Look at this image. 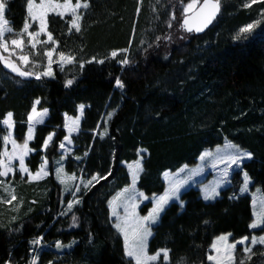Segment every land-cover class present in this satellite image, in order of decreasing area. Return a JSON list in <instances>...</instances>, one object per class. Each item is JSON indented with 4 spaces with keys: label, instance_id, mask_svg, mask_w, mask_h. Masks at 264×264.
Instances as JSON below:
<instances>
[{
    "label": "trees",
    "instance_id": "16d2710c",
    "mask_svg": "<svg viewBox=\"0 0 264 264\" xmlns=\"http://www.w3.org/2000/svg\"><path fill=\"white\" fill-rule=\"evenodd\" d=\"M245 1L221 0L219 23L217 19L201 32H188L182 27L186 0H88L79 33L71 30L69 35L71 17H49L48 29L59 51L76 58L67 71L56 70L53 79L37 81L17 76L0 62V137L7 133L2 121L11 112L15 139L22 145L28 116L39 99V108L50 114L31 144L36 153L28 163L36 171L43 157L52 162L59 155L65 114L76 115L83 104L82 129L73 139L74 156L81 161L69 159L68 172L84 181L107 177L81 192L80 205L66 215L61 212L73 194H64L53 171L42 182L45 197H37L39 203L22 220L12 224L0 212V264H27L35 253L38 264L53 261L52 253L33 244L40 237L44 246L74 242L64 264H128L110 220L109 201L130 185L123 164L137 161L141 149L146 154L138 185L149 197L164 192V172L196 165L205 150L225 140L252 154L243 170L252 189L260 187L264 195V31L254 39L234 40L261 6L246 9ZM7 4L6 19L19 32L28 19L27 0ZM112 51L119 53L115 59ZM93 57L105 63H88ZM125 57L130 63L121 65ZM117 78L124 89L115 86ZM68 79L74 81L71 87L65 86ZM51 133L55 137L45 152ZM242 182L237 172L233 186L214 203H205L198 190L185 192L183 208L172 204L154 229L150 254L166 248L169 264H211L208 256L217 237L231 234L237 241L250 236L252 200L239 196ZM149 208L150 203L142 213ZM73 214L78 226L72 223ZM245 264H264V248L256 247Z\"/></svg>",
    "mask_w": 264,
    "mask_h": 264
},
{
    "label": "snow or ice",
    "instance_id": "6c2138e0",
    "mask_svg": "<svg viewBox=\"0 0 264 264\" xmlns=\"http://www.w3.org/2000/svg\"><path fill=\"white\" fill-rule=\"evenodd\" d=\"M257 3H264V0H250L249 3L245 4V8H251ZM7 0H0V62L3 65L10 69L12 73H15L20 77H34L35 80L39 81L43 77H53V64L54 62L59 63L61 67L65 64H72L75 62V56L66 55L65 52L60 51L57 53V48L59 47V42L54 39L53 34L48 30V16L49 14H54L61 18L70 16L71 19L68 21L70 23L69 35L71 30L74 29L77 33L81 31V21L83 16L80 14L81 9H88L89 2L88 0H76L73 3V0H39V3L36 0H27V17L25 23L22 26V29L19 33H15L13 27L9 25V21L6 19V10H7ZM185 19L183 20L182 27L188 31L196 32L203 31L216 17L220 11L219 0H191V3L187 4L185 8ZM191 13V15H188ZM175 17L173 16V19ZM38 22V28L35 31H30L32 24L29 22ZM257 23H250L239 30V33L234 37L235 40H240L244 34H250L253 32L254 28L257 26ZM171 27V25H169ZM6 34H14L13 38L10 40L6 39ZM27 37V40L30 44L31 49H36L37 45L40 43L51 44L53 47L47 48L44 51L43 55L47 58V63L45 70L40 72H35L32 70H26L27 65L30 63L28 55H19L18 59L23 63L25 67H21L18 63L10 59L12 55H15L14 49H20L23 51L25 44L24 37ZM46 36V41H41L39 38L41 36ZM171 37H169L170 39ZM247 39V36H244ZM11 45V47H10ZM127 52V49L123 50ZM4 52L9 53V56L6 57L3 55ZM54 55L58 56V60L54 61ZM111 58L115 59L119 53L117 51L111 52ZM99 63L103 65L105 59L97 60L95 57L92 60H89L88 63ZM119 63L121 65H128L130 63L129 59L122 58ZM37 65H33L36 67ZM83 64H80L79 67L83 68ZM72 79L66 81L65 86L71 87L73 84ZM115 86L118 89H124L125 84L120 78L115 80ZM40 100L37 99L34 102V106L31 109V113L28 116V132L27 139L21 145L18 144L16 139L13 137V130L15 127V122L13 119V113H7L6 118L2 121V124L8 130L7 134L0 137L3 144V151L0 152V177L5 178L0 180V188L3 192L7 193V196L10 198L8 200L0 199V203H11L12 201L17 200L15 195V189L11 185L7 184L5 181L7 177L11 174L15 176L17 168L14 166V162L18 161L19 166L18 170L22 175H27L29 182L40 181L46 178L49 175L48 171V161L47 158H44L43 162L39 166V170L33 172L29 169L25 163V158L29 153L33 152L34 149L29 147L28 141L33 139L34 127L35 124H42L44 118L48 115V109L45 108L43 111L38 112L35 105H39ZM84 105L79 106L81 115H83ZM112 118V114L108 115V119ZM68 122L65 127L68 131V136L65 137L67 144H72L71 134L73 132L79 131L80 121L79 119L67 118ZM107 130L105 129V134ZM55 133L48 135L47 139L44 141L43 148L46 150L49 146V143L53 140ZM11 144V152L8 151V145ZM60 149L64 150L62 152V158L64 154L69 151L65 149V143H60ZM140 151H146L141 149ZM87 152H85V156ZM80 159V157H75ZM202 166L204 163L211 162L213 168L222 166L221 170L218 173V178L213 181L211 184L206 185L202 189L203 199L205 201L214 200L220 194V189L225 184L230 183L229 175L230 171L233 169V166L236 168L242 167V162L245 159H252V154L245 150H242L239 146L234 144H229L226 151L221 152L219 149L215 153L204 152L200 157ZM56 167V180L60 184L65 185L66 191L73 192V199L67 204V212H71L74 205L79 204L80 200L75 197V193H79L81 188L76 186L74 189L68 188V181H75L77 177L73 174L68 177L64 173V168L57 161ZM202 166L195 169H185L182 172H186L185 175L177 173L175 176H170L169 173L165 172L164 177L167 181L168 187L162 196L153 197V206L147 215H140L137 209L139 208L138 198H143L144 200L149 199L145 196L144 193L138 192L136 190V182L139 178V174L143 171V165L137 161L135 167L130 166L132 184L130 187H126L122 192L117 193L111 201H109V208L111 209V218L113 219V227L116 231L123 237V246L124 254L128 258V264H161V256H163V264H169L170 262V250L169 249H160L157 250L154 254H149L148 251V241L149 238L153 235L152 226L157 225L161 219V214L165 212L167 206L172 201L179 202L181 208H183V203L180 199L181 190L189 185L190 182H194L195 177L201 174ZM63 174V175H62ZM110 175V173H109ZM107 177H99V175H94L88 181H84L81 177L80 183L87 189L89 186H93V181L99 182V179H106ZM243 183L239 189L240 193H246L249 190V184L251 183V178L248 173L243 172ZM233 199L238 198L236 195L232 197ZM35 201H33L34 203ZM253 207H257V200L253 199ZM122 210V211H121ZM67 212H61V215H66ZM255 221L250 224L251 229H261L264 231V196H261L259 199L258 210L254 212ZM72 223L74 226L77 225L78 218L73 214ZM207 223V221H205ZM228 235H222L217 238V240L212 244V251L215 252V255H209L208 260L213 261L214 264H236L235 250L237 244L247 245L249 242V237L245 236L238 241L229 243ZM42 237L33 241V244H40L42 242ZM251 246L255 247L256 245L264 246V235H253L251 237ZM57 249H61V243L57 242L55 245ZM70 247V246H69ZM252 247L245 246L243 248L244 253H251ZM39 255H35L32 259L31 264H38ZM243 264V261L240 262Z\"/></svg>",
    "mask_w": 264,
    "mask_h": 264
},
{
    "label": "rangeland",
    "instance_id": "374dc122",
    "mask_svg": "<svg viewBox=\"0 0 264 264\" xmlns=\"http://www.w3.org/2000/svg\"><path fill=\"white\" fill-rule=\"evenodd\" d=\"M8 1V0H7ZM179 1H183V0H179ZM37 3H39V0H36ZM62 2V0H61ZM76 0H73V3H75ZM250 0H247L245 1V4L249 3ZM188 3H191V0H186V4L184 5V10L185 8L187 7V4ZM201 3H202V0H201ZM219 3H221V0H219ZM244 4V5H245ZM258 5H261L257 8V16L255 18V20L252 22V23H256V22H259L257 23V26L254 28L253 32L250 33V34H244V36H247V39L244 38V36L241 37L240 40L238 41H247V40H250V39H254L256 37H258L263 31H264V3H257ZM244 5L242 7H244ZM245 8V7H244ZM246 9H251V8H246ZM87 10V9H86ZM85 9H81L80 10V14L83 16L84 12L86 11ZM184 14H185V11H184ZM6 15V14H5ZM188 15H191V13H189ZM50 16H56L54 14H49L47 20H48V27H49V17ZM67 17H70V16H67ZM83 21V19H82ZM82 21H81V26H82ZM29 22L32 24L31 28H30V31H35L37 30L38 28V22H31V20L29 19ZM219 19L216 23H219ZM10 25V24H9ZM49 30V29H48ZM74 30V29H72ZM240 30V29H239ZM239 30L236 32L235 36L239 33ZM15 33H19V32H15ZM14 34H6V39L9 40V44H10V40L11 38H13ZM234 36V37H235ZM41 41H46L47 40V37L46 36H41L39 38ZM24 40H25V44H24V47H23V51L21 52L20 49H14L13 51L15 52V55H12L10 57V59H12L13 61H15L16 63H18L21 67H25L23 65V63L18 59V56L23 54V55H28L29 56V59H30V63L27 65L26 67V70H32V71H35V72H40L42 70H45V67H46V63H47V58L43 55L44 51L47 50V48H50V47H53V45L51 44H43V43H40L37 45V48L36 49H31L30 47V44L27 40V37L25 35L24 37ZM235 40V39H234ZM237 41V40H235ZM11 47V45H10ZM60 52L59 51V47L57 48V53ZM4 56L8 57L9 56V53L7 52H4L3 53ZM66 55H69V54H66ZM58 60V56L57 55H54V61H57ZM75 64V62H73L72 64H65L63 65V67H61V65L59 63H56L54 62L53 64V72H54V76L53 77H43L42 79H46V80H49V79H53L55 77V71L56 70H59L61 72H65L67 71L70 67H72L73 65ZM33 65H37L36 67H33ZM40 105V104H39ZM39 105H35L37 107V111L38 112H41L43 111V109H40L39 108ZM80 106V105H79ZM79 106L77 108V114L74 115V116H71V115H68V114H65V123H64V131H65V135L68 136V131H67V128L65 127L66 123L68 122V119L67 118H72V119H79L80 121V125H79V131L78 132H73L71 134V139H72V144L69 145L67 144L65 138L63 140V143H65V149H68L69 151H67L65 154H64V158H62V152H64V150L60 149L59 147V155L56 156L52 162H50L48 159V171H49V175L40 180V181H33V182H29V178L27 175H22L19 170H18V166H19V162L18 161H15L14 162V166L17 168V171H16V174L15 176H12L11 174L9 175V177H7L6 179V183L11 185L12 188L15 189V195L17 196V200L16 201H12L10 204L9 203H0V212L1 213H4L5 215H8L10 216L12 219L10 220H13L12 221V224L13 223H17L18 221H20L21 218H23L25 215L29 214L31 212V210L34 208V206L36 204L39 203L38 201V198L39 199H43L47 193L46 191V188L43 187V184L42 182L45 181L50 175H51V171H53V175L56 176V167L58 166L57 165V161L60 162V164L63 166L64 168V173L67 174L68 177L72 176L73 173H69L68 172V168H67V161L69 159H74L76 163H79L81 161V158L80 159H76L75 156H74V150L76 149L75 145H74V137L77 136L80 132H81V129H82V123H83V120H84V116H85V111H86V106L84 107V111H83V115H81L80 113V110H79ZM31 113V112H30ZM49 111H48V115L47 117L44 118V122L42 124H44L48 118H49ZM30 115V114H29ZM42 124H35V127H34V133H33V139L28 141L29 143V147L31 148V144L33 143L34 139H35V135H36V131H37V127L39 125H42ZM4 126V125H3ZM5 127V126H4ZM28 127H29V122H28ZM6 128V127H5ZM7 130V129H6ZM8 132V130H7ZM28 132V130H27ZM7 134V133H6ZM65 136V137H66ZM13 137L15 138V127H14V130H13ZM55 137V135H54ZM53 137V139H54ZM26 139H27V134H26ZM53 141V140H52ZM52 141L49 143V146L51 145ZM18 143V142H17ZM19 144V143H18ZM229 144H234V145H237L229 140H225L224 143L214 149H211V150H205L204 152H211V153H215L217 151V149H219L221 152L223 151H226L227 150V147ZM48 146V147H49ZM239 146V145H237ZM8 151L11 152V144H9L8 146ZM240 147V146H239ZM241 148V147H240ZM242 150H244L243 148H241ZM47 150V149H46ZM46 150L43 148V151L46 152ZM247 151V150H245ZM203 152V153H204ZM249 152V151H247ZM36 152L33 151L31 153H29V155L25 158V163L27 165V167L29 169L32 170V168L30 167L29 165V160L31 159L32 155H34ZM202 153V154H203ZM146 154V151H139V158L137 161H139L142 165L144 163V156ZM201 154V155H202ZM44 158L46 157H43L42 158V161L41 163L43 162ZM251 160V159H250ZM249 159H245L243 162H242V167L241 168H236L235 166H233V169L230 171V175H229V180H230V183L228 184H225L224 186L221 187V189L219 190L220 191V194L219 196H217L214 200H209V201H205L203 199V193H202V189L204 186L206 185H209L211 184L213 181H215L217 178H218V173L219 171L221 170L222 166H218L217 168H213L212 167V164L211 162H207V163H204L203 166H202V162L200 161V159L198 158V161H197V164L196 165H193V166H189V165H184L182 166L179 170L175 171V172H171V171H166L167 173L170 174V176H175L177 173H180L181 175H185L186 172H182L183 169H185V166H187V169H195V168H198V167H201L202 166V172L200 175H198L197 177H195V180L194 182H190L189 185H186L182 190H181V194H180V199L182 197V195L187 192L188 190H191V189H195V190H198L200 192V196L202 198V200L205 202V203H214L215 201H217L220 196H221V193L225 190H227L228 188H231L233 186V178H234V175L237 173V172H241L242 173V180L244 179L243 178V167H244V164H246L247 162L250 161ZM137 161H134V162H131V163H124V167L127 169L129 175H130V185L128 187L131 186L132 184V178H131V172H130V166L131 167H135V164ZM40 163V165H41ZM39 165V166H40ZM74 168H77V166L75 165ZM39 170V167L38 169ZM36 170V171H37ZM33 172H35L34 170H32ZM143 173V171L139 174V178L141 176V174ZM165 173V172H164ZM164 173L162 174V181L165 185V190L164 192L167 190V187H168V184H167V181L164 177ZM63 175V174H62ZM77 179L75 181H68V188L70 189H74L76 186H79L81 188V191L79 192V194L77 195V199H79V195L81 192H83L84 190H86V188L83 186V184L80 183V178H78L77 174H74ZM139 178L136 182V190L138 192H142L144 193L140 188H139ZM5 178L1 177V180H4ZM56 179V178H55ZM57 181V180H56ZM88 181V180H86ZM85 181V182H86ZM59 183V181H57ZM96 182V181H93V183ZM243 183V182H242ZM60 184V183H59ZM61 187L63 188V190L65 191V195L67 194H73L72 191H66V188H65V185H62L60 184ZM253 187V182L251 180V183L249 184V190L248 192L246 193H240V191L238 192L239 193V196H250L251 197V200H252V213H253V222L255 221V216H254V212L258 210V207H259V199L261 196H264L263 193H262V190L260 187H257L255 188L254 190L252 189ZM90 188V186L88 187ZM29 192V194L27 195V193ZM122 192V191H120ZM119 192V193H120ZM164 192L162 194H157V195H153L151 197L147 196L145 193L144 195L149 197V199L147 200H144L143 198H138L139 200V208L137 209V211L139 212L140 215H147L148 212L150 211L151 207L153 206V197H159V196H162L164 194ZM76 195V193H75ZM116 196V195H115ZM65 198V197H63ZM0 199H3V200H8L10 199L8 196H7V193L3 192L2 188H0ZM113 198H111L112 200ZM253 199H256L257 200V207L254 208L253 207ZM29 201V203L26 202ZM72 200V199H71ZM80 200V199H79ZM110 200V201H111ZM33 201H35L33 203ZM81 203V202H80ZM79 204H76V205H80ZM150 203V208L148 209L147 213L143 214L142 213V208L149 204ZM179 204V202H176V201H172L170 202V204L167 206L166 210L172 205V204ZM74 205V207L76 206ZM184 205V204H183ZM110 209V208H109ZM165 210V212H166ZM122 211V210H121ZM63 212H67V206L65 207V211ZM164 212V213H165ZM164 213L161 214V219H162V216L164 215ZM67 214H69V212H67ZM161 219L159 221V223L157 225H153L152 226V232L154 234V229L161 223ZM22 220V219H21ZM110 220L113 224V219L111 218V209H110ZM252 222V223H253ZM114 228V227H113ZM114 230L116 231V229L114 228ZM250 231H251V235L248 236L249 237V242L247 245H240V244H237V248L235 250V257H236V264H240L241 261H243V264H245L248 259L250 258L251 256V253L253 252V250L258 247V246H261L264 248V246L262 245H256L255 247H252L251 246V237L253 235H256V236H259V235H264V231H262L261 229H251L250 228ZM116 233L119 235V237L122 239L123 241V237L116 231ZM224 235H228V234H224ZM222 236V235H221ZM153 235L149 238V241H148V251H149V246H150V241L152 239ZM220 237V236H219ZM218 238V237H217ZM217 238L213 241V243L217 240ZM238 241V240H237ZM228 242L229 243H232V242H235L233 241L232 239V235H229L228 237ZM60 243V242H59ZM124 243V242H123ZM212 243V244H213ZM56 243L54 244H51V245H46L44 246L42 244V242L40 244H36V249L41 247V249L43 248L44 251H47L46 253H52V259L53 261H51L50 263L48 264H64V260H65V253L68 252L69 250H71V248L73 247L74 245V242H72L71 244H68V245H62V248L61 249H57L56 248ZM70 246V247H69ZM245 246H248V247H252V252L251 253H244L243 252V248ZM124 247V246H123ZM42 250H40L41 252ZM39 252V253H40ZM150 254V252H149ZM36 255V253L34 254V256ZM125 255V254H124ZM210 255H215V252L212 251V248H211V254ZM33 256V257H34ZM126 260L128 261V258L125 256ZM33 259V258H32ZM209 261V260H208ZM32 262V260H31ZM30 263H27V264H31ZM39 262V261H38ZM211 264H214L213 261H209ZM10 264V263H8ZM134 264V262H133ZM161 264H163V256H161Z\"/></svg>",
    "mask_w": 264,
    "mask_h": 264
},
{
    "label": "water",
    "instance_id": "95a60500",
    "mask_svg": "<svg viewBox=\"0 0 264 264\" xmlns=\"http://www.w3.org/2000/svg\"><path fill=\"white\" fill-rule=\"evenodd\" d=\"M220 11H221V6H220ZM220 11H219L218 14L216 15V17L212 20V22H211V23H210L205 29L211 27V26L217 21L219 15H220Z\"/></svg>",
    "mask_w": 264,
    "mask_h": 264
},
{
    "label": "flooded vegetation",
    "instance_id": "af4514ba",
    "mask_svg": "<svg viewBox=\"0 0 264 264\" xmlns=\"http://www.w3.org/2000/svg\"><path fill=\"white\" fill-rule=\"evenodd\" d=\"M202 2H203V0H202Z\"/></svg>",
    "mask_w": 264,
    "mask_h": 264
}]
</instances>
